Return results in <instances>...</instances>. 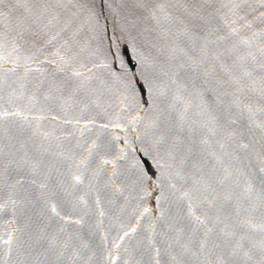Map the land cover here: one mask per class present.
<instances>
[{"label":"water","instance_id":"obj_1","mask_svg":"<svg viewBox=\"0 0 264 264\" xmlns=\"http://www.w3.org/2000/svg\"><path fill=\"white\" fill-rule=\"evenodd\" d=\"M0 264H264V0H0Z\"/></svg>","mask_w":264,"mask_h":264}]
</instances>
